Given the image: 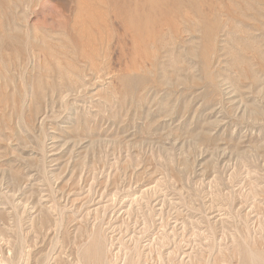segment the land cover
Instances as JSON below:
<instances>
[{
    "label": "rangeland",
    "instance_id": "rangeland-1",
    "mask_svg": "<svg viewBox=\"0 0 264 264\" xmlns=\"http://www.w3.org/2000/svg\"><path fill=\"white\" fill-rule=\"evenodd\" d=\"M98 242L264 264V0H0V264Z\"/></svg>",
    "mask_w": 264,
    "mask_h": 264
},
{
    "label": "bare ground",
    "instance_id": "bare-ground-1",
    "mask_svg": "<svg viewBox=\"0 0 264 264\" xmlns=\"http://www.w3.org/2000/svg\"><path fill=\"white\" fill-rule=\"evenodd\" d=\"M93 66V65H92ZM37 223V222H36ZM77 232V231H76ZM73 238H76V237H73ZM72 238V239H73ZM77 239V238H76ZM71 242V240H68ZM72 243V242H71ZM247 245V244H245ZM248 246V245H247ZM20 248V247H19ZM249 249V248H248ZM106 250V249H105ZM88 252V253H87ZM85 253H83L82 255H78L75 260H76V263L81 261L82 264H114L112 262H110L109 260H106V258H108V254L107 252H103V248H102V245L100 242L96 243L90 251H87ZM249 252V251H248ZM21 253V251H20ZM252 253V252H251ZM255 254V253H254ZM77 255V253H76ZM249 255V254H248ZM252 257L249 259L251 260V264H260L262 260L259 261V259H257V254H256V257H254L253 255H251ZM264 256V255H263ZM21 257V256H20ZM133 257V256H132ZM103 258H104V261H103ZM261 258V257H260ZM264 258V257H263ZM74 259V258H73ZM72 259V260H73ZM106 260V261H105ZM161 264H164L162 262H160ZM159 263V264H160ZM127 264H133V261H128ZM202 264V263H200Z\"/></svg>",
    "mask_w": 264,
    "mask_h": 264
}]
</instances>
